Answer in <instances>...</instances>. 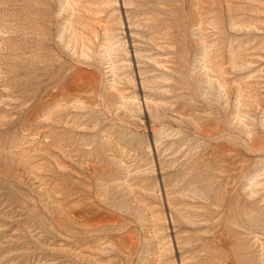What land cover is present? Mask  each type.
I'll use <instances>...</instances> for the list:
<instances>
[{"label":"rangeland","instance_id":"rangeland-1","mask_svg":"<svg viewBox=\"0 0 264 264\" xmlns=\"http://www.w3.org/2000/svg\"><path fill=\"white\" fill-rule=\"evenodd\" d=\"M0 264H264V0H0Z\"/></svg>","mask_w":264,"mask_h":264}]
</instances>
